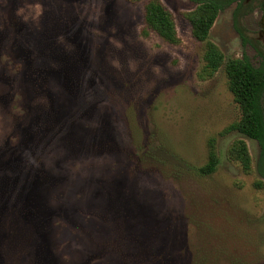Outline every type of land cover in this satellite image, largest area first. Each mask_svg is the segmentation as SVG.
Wrapping results in <instances>:
<instances>
[{
    "label": "rangeland",
    "instance_id": "374dc122",
    "mask_svg": "<svg viewBox=\"0 0 264 264\" xmlns=\"http://www.w3.org/2000/svg\"><path fill=\"white\" fill-rule=\"evenodd\" d=\"M147 1L0 0V264H134L136 240L182 264H264L260 144L221 134L242 111L224 68L200 77L196 3L161 0L174 45L143 34ZM243 16L224 9L209 38L256 66Z\"/></svg>",
    "mask_w": 264,
    "mask_h": 264
},
{
    "label": "trees",
    "instance_id": "16d2710c",
    "mask_svg": "<svg viewBox=\"0 0 264 264\" xmlns=\"http://www.w3.org/2000/svg\"><path fill=\"white\" fill-rule=\"evenodd\" d=\"M193 1H199V4L194 11L186 14V18L191 24L193 36L205 45L204 66L200 77L210 79L224 68L229 79V90L242 111L241 119L231 124L221 134L239 132L258 141L262 150L261 165L264 169V108L261 103L264 94V70L254 66L246 55L241 58L227 59L220 48L209 38L222 7L212 0ZM143 17L145 36L154 33L170 44L180 43L174 16L161 0H148L143 8ZM229 155L232 160L240 163L244 171L251 170L252 157L244 140L235 141L229 150ZM218 165L219 157L215 148V138H212L209 141L208 163L199 169V173L202 176L212 175L216 172ZM258 186L263 187L264 182L261 181ZM136 242L139 244L137 245L139 246L138 251L125 255L134 264H146L150 257L160 264H182L178 263L174 256L163 253L152 256L151 249L143 245L141 240H136Z\"/></svg>",
    "mask_w": 264,
    "mask_h": 264
},
{
    "label": "flooded vegetation",
    "instance_id": "af4514ba",
    "mask_svg": "<svg viewBox=\"0 0 264 264\" xmlns=\"http://www.w3.org/2000/svg\"><path fill=\"white\" fill-rule=\"evenodd\" d=\"M217 5L221 6L219 12L222 13L224 9H232L233 15L240 13L244 14L243 18L239 20L257 19V26L253 36L248 37L244 30L236 29V34L240 38L243 45H248L253 51L255 60L257 61L256 67L264 70V0H212ZM199 1H194L198 6ZM254 65V64H253ZM255 66V65H254ZM264 94L261 99L263 104ZM263 106V105H262ZM264 108V107H263Z\"/></svg>",
    "mask_w": 264,
    "mask_h": 264
}]
</instances>
